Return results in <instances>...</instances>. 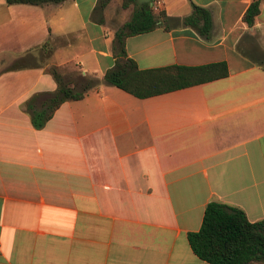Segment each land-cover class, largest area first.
<instances>
[{"label":"crops","instance_id":"crops-1","mask_svg":"<svg viewBox=\"0 0 264 264\" xmlns=\"http://www.w3.org/2000/svg\"><path fill=\"white\" fill-rule=\"evenodd\" d=\"M250 1L153 0L167 18L124 40L139 69L222 61L224 77L146 98L100 83L34 129L25 101L56 84L8 67L51 37L52 64L101 79L131 7L0 0V264H210L186 240L208 201L264 218V0L248 27ZM192 3L210 12L207 37L178 25Z\"/></svg>","mask_w":264,"mask_h":264},{"label":"trees","instance_id":"trees-1","mask_svg":"<svg viewBox=\"0 0 264 264\" xmlns=\"http://www.w3.org/2000/svg\"><path fill=\"white\" fill-rule=\"evenodd\" d=\"M64 0H2L5 4H28L39 6L45 3H60ZM108 0H99L102 7ZM152 0H120L122 8L131 7L128 18L113 33L110 50L114 58L110 68L101 79L93 75H80L78 69L67 65L60 68L51 63L53 47L60 41L48 37L17 58L8 68L42 67L54 80L56 87L51 92L32 94L25 101L30 124L40 129L54 110L66 100H78L100 83L110 84L136 97L153 95L197 85L224 77L226 64L222 61L197 66L167 65L146 69L137 68L127 57L124 49L126 37L147 32L156 27V22L167 17L163 10L154 9ZM258 0H251L241 15V21L251 26L258 14ZM182 27H190L197 34L207 37L211 28L207 8L191 4L190 12L178 21ZM264 69V59L258 61ZM79 84L75 85V80ZM192 253L210 264H264V218L248 221L238 207L210 200L204 208L200 226L186 233Z\"/></svg>","mask_w":264,"mask_h":264},{"label":"rangeland","instance_id":"rangeland-1","mask_svg":"<svg viewBox=\"0 0 264 264\" xmlns=\"http://www.w3.org/2000/svg\"><path fill=\"white\" fill-rule=\"evenodd\" d=\"M255 37V38H254ZM253 37V52H254V57L259 60L262 61L264 59V42H262L261 39H258V36L254 35ZM248 46V45H247ZM256 51V53H255ZM69 66H71L72 68L77 69L76 66L72 65V64H68ZM79 84V80L76 79L75 80V85Z\"/></svg>","mask_w":264,"mask_h":264},{"label":"built area","instance_id":"built-area-1","mask_svg":"<svg viewBox=\"0 0 264 264\" xmlns=\"http://www.w3.org/2000/svg\"><path fill=\"white\" fill-rule=\"evenodd\" d=\"M153 1V0H152ZM151 6H152V2H151ZM153 7V6H152ZM154 8V7H153Z\"/></svg>","mask_w":264,"mask_h":264}]
</instances>
